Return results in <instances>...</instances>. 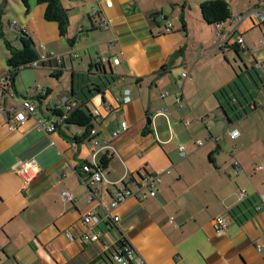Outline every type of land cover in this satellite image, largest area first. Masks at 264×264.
I'll return each instance as SVG.
<instances>
[{"label": "crops", "instance_id": "0c3cea01", "mask_svg": "<svg viewBox=\"0 0 264 264\" xmlns=\"http://www.w3.org/2000/svg\"><path fill=\"white\" fill-rule=\"evenodd\" d=\"M203 1L114 0L109 7L105 0H62L69 43L58 22L45 18L47 4L29 0V12L24 5L18 21H7L12 43L2 8L9 1L0 0V40L20 48L22 28L39 56L62 57V64L48 58L12 79L9 49L0 43V90L12 93L0 98V264H106L123 240L147 264H264V168H257L264 163V24L238 19L258 0H226L232 38L221 47L218 29L199 9ZM111 55L114 62L97 65ZM230 84L238 100L228 106L221 90ZM25 98L38 111L21 124L15 115ZM65 103L86 108L95 133L58 122L54 110ZM39 119L56 120V129H39ZM123 122L127 128L116 134ZM31 158L40 170L25 183L12 167ZM104 158L106 180L94 181L82 167ZM151 173L162 177L156 196L142 187ZM123 185L132 194L108 218ZM228 210L232 221L219 235L213 219ZM87 212L101 222L85 224ZM100 230L97 240L84 239Z\"/></svg>", "mask_w": 264, "mask_h": 264}, {"label": "built area", "instance_id": "2783aa9c", "mask_svg": "<svg viewBox=\"0 0 264 264\" xmlns=\"http://www.w3.org/2000/svg\"><path fill=\"white\" fill-rule=\"evenodd\" d=\"M107 6H112L114 0H105ZM97 9L94 8V12H96ZM246 16H249L250 18H253L260 23L264 24V0H258V5L248 12L242 14L238 19L245 18ZM109 20L106 18L104 21H102L101 25L105 26ZM226 22H222L218 24L217 29V43L221 47H225L228 42H230L232 38V32L230 30H227L225 28ZM172 28V23L167 24V29L170 30ZM115 40L111 41L110 44L114 45ZM237 42L239 44H244L245 40L242 35L237 37ZM225 45V46H224ZM42 47L44 48V45L42 44ZM48 58H56L59 62V64H62V57L60 55L52 53H42L40 56L31 62L29 64V67H37L40 65V62L43 60H46ZM115 56H101L98 57L96 63L97 64H107L110 62H114ZM183 77H187L188 74L187 72H182ZM6 84V83H5ZM1 87V86H0ZM168 93L164 94L167 95ZM7 95H12V93H8L6 91L0 90V98L3 96ZM163 95V96H164ZM182 97L179 95L176 97V101H181ZM131 100L130 96V91L126 90L125 95H124V101L129 102ZM22 105V109L18 112H16V118L17 120L23 124L25 121L28 120V118L32 115H34L38 110L36 104L28 99L25 98L22 102H20ZM76 103H65V112L62 116L58 115L57 121L61 122L63 121L64 118H66V110H71L73 106H75ZM158 114L164 113V110L159 109L157 111ZM56 120H50V121H45L44 119H39L38 120V128L47 132H52L56 129ZM188 123V121H187ZM127 128V123L123 122L121 127L117 130L116 134H118L122 129ZM92 133H95V130H91ZM239 132H233L230 133L232 138H235L238 136ZM198 144H202L201 140L197 142ZM95 144L98 146L99 142L98 140H95ZM180 153L182 157L187 156V151L185 149V146L183 144L180 145ZM83 170L91 173L93 172L91 169V164L86 163L83 165ZM235 168H239V162L236 161L235 163ZM258 169H263L264 168V163L258 165ZM12 170L17 173L25 183H29L35 175L38 173L40 170L39 163L37 159L31 158L27 160H19L17 161L13 167ZM93 180L94 181H104L106 180V177H104L100 172H94L93 173ZM162 177L161 173H151L148 174L147 176L144 177L142 187H146L149 190V194L151 196H156L157 194V186L161 182ZM132 194V190L128 188L127 186L123 185L122 187H119L116 192L114 193L110 206L109 208L106 209V216L108 218L112 217V211L122 202L124 201L129 195ZM64 197H70L67 193H64ZM92 197H90L91 199ZM248 198V192L246 191H241L239 194V200L240 201H245V199ZM261 201L262 204L264 205V192L261 194ZM102 220V217L98 214H93L92 212H87L83 216V221L85 224L88 225H94L100 223ZM119 220V216H114L113 221ZM232 221V216L231 213L228 211L218 215L216 218L213 219L216 231L219 235H223L227 232L229 225ZM103 234V231H93L92 233L86 234L84 236V239L86 241H91V240H97L101 235ZM70 236V235H69ZM110 264H147L146 259L141 255L140 253L137 252V250L127 241L123 240L122 245H119L116 247V249L113 252L112 256V262Z\"/></svg>", "mask_w": 264, "mask_h": 264}, {"label": "trees", "instance_id": "16d2710c", "mask_svg": "<svg viewBox=\"0 0 264 264\" xmlns=\"http://www.w3.org/2000/svg\"><path fill=\"white\" fill-rule=\"evenodd\" d=\"M26 11L29 12L30 9V2L29 0H22ZM38 3H46L47 7L45 10V18L50 21H56L58 22L60 34L67 38L69 43L73 42V38L68 37V28L70 24V19L68 15V9L64 7L62 0H36ZM200 10L203 16V19L209 23L213 24L216 28L218 24L222 22H227L232 14H231V7L229 3L226 0H206L203 1L200 4ZM19 33V39L21 42V47L17 48L12 45V43L7 40V38H4L3 34L2 37L4 38V42L9 49V56L7 59V63L10 67V71L12 74V79L16 76L17 72L20 69L29 67V64L36 60L39 57V53L36 50L35 43L31 36L27 33L25 29H18ZM239 46V44H237ZM227 46V45H226ZM98 66L102 64H97ZM62 67V65H60ZM237 83V82H235ZM233 87L232 84H230L228 87H224L222 91V95L227 99V104L230 106V104L235 105L238 98L229 95V90ZM233 89V88H232ZM234 90V89H233ZM45 94V93H44ZM39 97H43V93H40ZM235 98L237 100H235ZM58 115L62 116L65 112V110H54ZM64 111V112H63ZM66 118L63 119L62 123L68 124V125H78L87 128V133L91 131V128L93 126V115L86 110V108H83L82 105H75L72 107L71 110H66ZM86 134V133H85ZM107 158H104L102 162L97 164H91V169L93 172L90 174L93 175L94 172H100L103 176L104 173L102 170L107 164ZM86 172V171H85ZM105 177V176H104ZM231 215H233V212H230ZM123 241H120L119 245H122ZM116 249V248H115ZM114 249V250H115ZM112 256H108V259L106 260V264H110L112 262Z\"/></svg>", "mask_w": 264, "mask_h": 264}, {"label": "rangeland", "instance_id": "374dc122", "mask_svg": "<svg viewBox=\"0 0 264 264\" xmlns=\"http://www.w3.org/2000/svg\"><path fill=\"white\" fill-rule=\"evenodd\" d=\"M9 2H6L4 6H2V8H5V6L7 7V10L5 11V17L3 19L4 22V31H5V35L6 37H8V39L12 42V43H18L17 38H16V33L13 30L9 29L8 23L7 21H15L17 19V15L21 12L24 6V3L22 0H8ZM196 7V6H194ZM200 9V6H199ZM194 11V9H193ZM2 43V45H4V41L0 40ZM189 123V122H188Z\"/></svg>", "mask_w": 264, "mask_h": 264}]
</instances>
